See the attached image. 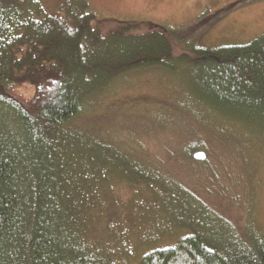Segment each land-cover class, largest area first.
<instances>
[{
    "label": "trees",
    "instance_id": "16d2710c",
    "mask_svg": "<svg viewBox=\"0 0 264 264\" xmlns=\"http://www.w3.org/2000/svg\"><path fill=\"white\" fill-rule=\"evenodd\" d=\"M112 22L101 24L86 0L52 7L0 0V264L125 263L130 247L113 251L105 243L109 227L114 233H123L119 225L136 227L134 217L121 215V204L109 203L116 183L147 194L133 205L142 203L148 216L159 189L169 202L199 206L145 221L163 227L147 233L152 247L136 264H264V235L238 234L165 173L74 123L84 103L116 78L171 61L178 30ZM186 48L195 58L180 60L193 64L202 101L264 135V34L245 45ZM119 197L115 203L130 198ZM171 231V243L155 245Z\"/></svg>",
    "mask_w": 264,
    "mask_h": 264
},
{
    "label": "rangeland",
    "instance_id": "374dc122",
    "mask_svg": "<svg viewBox=\"0 0 264 264\" xmlns=\"http://www.w3.org/2000/svg\"><path fill=\"white\" fill-rule=\"evenodd\" d=\"M38 1L44 7H52L62 0ZM86 1L105 26L112 25V21H133L178 32L172 38L175 45L167 68L139 70L116 78L84 103L82 114L74 123L94 128L103 143L105 139L118 152H129L135 159L140 158L165 173L196 195L211 213L221 217L238 234L243 236L253 229L264 235V135L249 131L242 123L221 116L222 113L204 103L195 87L193 64L180 60L183 55L195 58L186 47L239 46L263 35L264 0ZM21 93L28 97L31 90L25 87ZM189 147L194 148L190 153L186 151ZM196 151L204 152L205 160L193 159ZM112 191L114 198L109 203L112 200L117 207L121 204V215L134 217L136 225L131 230L119 225L123 233H114L112 227L104 230L110 232L105 237L108 248L115 251L130 247V255L122 264H136L139 254L152 247L147 233L155 234L163 225L159 223L157 228L153 223L152 227L145 222L149 218L165 216L167 211L174 217L177 210L195 213L193 209H199L193 202L186 204L173 199L169 202L159 189L155 193L161 197L154 198L152 216H148L142 203L138 208L133 205L137 199L146 197L143 190L116 183ZM118 197L130 198L115 203ZM93 217L99 221L96 215ZM108 222L114 223L112 219ZM174 235L172 231L164 234L155 240V245L171 243ZM119 236L123 242L118 241ZM135 241L139 246L133 247Z\"/></svg>",
    "mask_w": 264,
    "mask_h": 264
},
{
    "label": "water",
    "instance_id": "95a60500",
    "mask_svg": "<svg viewBox=\"0 0 264 264\" xmlns=\"http://www.w3.org/2000/svg\"><path fill=\"white\" fill-rule=\"evenodd\" d=\"M192 158L195 159V160H205L206 158V155L204 152H201V151H196L192 154Z\"/></svg>",
    "mask_w": 264,
    "mask_h": 264
}]
</instances>
